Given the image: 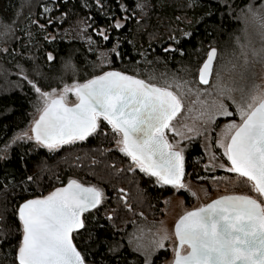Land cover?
Here are the masks:
<instances>
[{
  "label": "snow or ice",
  "instance_id": "1",
  "mask_svg": "<svg viewBox=\"0 0 264 264\" xmlns=\"http://www.w3.org/2000/svg\"><path fill=\"white\" fill-rule=\"evenodd\" d=\"M95 2L105 7L101 0ZM145 7V0H134L127 6L118 4L121 13H128L125 19L130 21L136 18L137 9L143 13ZM226 7L229 12L232 10L230 3H226ZM241 17L246 21L251 18L264 40V4L255 8L250 3L246 10L241 9ZM112 19L115 22L109 24V28L125 27L121 20L114 16ZM29 22L44 30V25L38 21ZM47 23L51 24L52 19ZM0 28L3 29L0 35L15 33L11 21L0 23ZM20 31L24 33L25 28ZM183 35L190 36V33ZM27 36L31 42V31ZM99 38L109 40L104 31H99ZM87 39L91 45V37ZM121 42V37L116 36L111 48L114 57H121L118 50ZM19 44L24 51L16 53L15 48H5L3 54L13 59L17 55L26 58L28 49L24 41L20 40ZM217 52L213 46L206 50L202 63L198 61L192 69L186 67L183 71L190 78H181L176 85L177 91L167 82L163 86L152 82L157 78L155 74L142 78L135 67L101 68L98 74H91L82 82L61 81V88L49 84L45 90V81L29 79L23 66L17 63L19 75L37 96L38 118L31 122V135L28 131H20L0 148V153H5L12 144L30 143L29 152L43 149L48 154H59L89 138L102 140L113 145L109 151H117L128 159L127 166L117 171L132 173L138 170L156 185L187 190L195 196L183 180L185 152L194 141L203 139L217 146L216 151H211L209 143L205 144L209 154L205 168L226 169L236 174L250 184L249 191L254 195H221L210 203L185 211L175 223L171 249L168 248L167 231L157 230L147 244L130 238L129 243L136 239V248L130 255H138V264H156V254L161 250L172 252L168 264H264V82L256 83L255 70L257 65L264 70V44L256 48L237 37L236 47L221 53L218 61ZM101 55L102 63L109 66L106 55ZM45 59L52 61V53L48 52ZM214 61H217L215 68ZM71 66L69 59L64 67ZM96 67L93 66L94 73ZM210 78L212 84L208 88L200 86L209 85ZM185 94L195 96L201 108L191 123L180 124L178 130L177 123L181 119L189 121L193 111L185 106ZM69 95H74L75 102H68ZM217 118H225L227 122L221 125ZM216 128L220 132L213 137ZM0 159H7V156L0 154ZM91 162L96 163L95 156ZM26 179L31 182L34 178L28 176ZM196 179L201 177L197 175ZM5 187L0 184V189ZM107 203L104 188L85 185L77 179H68L66 185L56 187L47 195L17 202L13 213L19 239L10 253L13 264H87V253L82 255L73 242L82 235V229L88 232L93 243H108V251L117 256L119 264V257L123 256L120 241L94 238L92 230L86 227V222L93 220L99 226L96 213ZM124 207L131 210L126 202ZM107 219L112 220V215ZM124 260L127 264V257Z\"/></svg>",
  "mask_w": 264,
  "mask_h": 264
},
{
  "label": "trees",
  "instance_id": "2",
  "mask_svg": "<svg viewBox=\"0 0 264 264\" xmlns=\"http://www.w3.org/2000/svg\"><path fill=\"white\" fill-rule=\"evenodd\" d=\"M25 2L26 0H0V21L12 22ZM133 2L134 0H101V4L105 5L103 8L97 6L95 0L42 2L38 5V15H46L43 8L49 7L54 22L50 25L48 20L39 19V24L44 25V30H41L30 23L32 19L28 17L26 24L19 28L20 39L9 49L15 48L16 53L24 51L19 44L23 40L28 49L26 58L17 55L13 59L3 55L2 59L12 68H16L17 63L22 65L30 79L45 81L44 88H48L49 84L52 87H62L61 81L82 82L83 79L90 78L91 74H98L101 68L106 70L108 67L116 70L135 67L142 78H147L152 73L188 77L183 70L186 67L192 69L197 66L198 61L202 62L206 50L213 46L225 50L229 40L239 35L240 25L235 10L248 4V0H195V3L193 0H145L143 13L137 9L136 18L130 21L125 19L128 13H121L118 4L127 6ZM226 3L231 4L230 12ZM113 16L124 21L125 27L119 30L109 28L108 25L115 22ZM97 26L99 30L105 28L110 31L109 40L102 42L96 35L92 36V31ZM21 28H25L24 33H21ZM28 31L32 34L31 42L28 40ZM185 32L190 33V36H184ZM47 33L55 34V39L47 38ZM116 36L122 39L118 49L121 57L111 55L108 59L109 66L106 67L100 63V50H111ZM88 37H91V45ZM125 38L127 42H124ZM168 47H172L173 51L165 52ZM177 49H182L183 52ZM48 52L53 55L52 61L45 59ZM69 59L72 66L65 68ZM94 65L97 66L95 73ZM35 72H39L40 76ZM34 101V93L27 84L11 94L0 95V148L28 126ZM111 145L106 141L89 138L70 151L48 154L43 149L29 152L32 147L30 143H16L5 153H0L7 156V159H0V184L6 185L0 189V264H13L10 253L19 239L17 220L13 213L17 202H22L24 198L46 195L56 187L66 185L68 179H81L85 183H94L104 188L109 202L96 213L99 226L93 220L91 223L86 222V227L92 230L94 238L120 241L123 256L119 257V264H125L124 257H127V264H138V255H130L134 251L125 242L123 229L133 216L141 212L151 219L161 216L162 198L172 191L154 186L142 174L117 171L124 168L121 164L122 155L109 151ZM202 155L200 145L194 144L190 148L188 162L193 164V160ZM93 156L95 164L91 162ZM77 157L81 159L77 160ZM113 164L115 168L112 167ZM194 167L196 166L193 165ZM28 176H32L33 181H27ZM57 176L59 180L56 179ZM119 189L124 190L122 193L125 192L128 197L127 204L131 206V210L124 207ZM186 200L188 203L189 198ZM110 208L112 212H108ZM109 214L112 215V220L107 219ZM81 232L82 235L74 238L73 242L82 255L87 253V264H117L118 258L108 251V243H93L88 232L83 229ZM164 255V252L157 255L156 264H161Z\"/></svg>",
  "mask_w": 264,
  "mask_h": 264
},
{
  "label": "rangeland",
  "instance_id": "3",
  "mask_svg": "<svg viewBox=\"0 0 264 264\" xmlns=\"http://www.w3.org/2000/svg\"><path fill=\"white\" fill-rule=\"evenodd\" d=\"M42 2L44 4H47L48 0H26L23 7L20 8V10L18 11L15 19L12 21L15 27V33L9 34V35H0V95L11 94L17 90L22 89V87L26 85L22 77L19 75V70L17 68H12L11 66L4 63L2 59L4 55L3 50L5 48L10 49L13 46V44L18 42V40L21 37L19 28L22 25L26 24V20L28 17H31L32 21H38V23H40L39 19L42 21L43 19L48 20L51 17L50 16L51 8L49 7L43 8V11L45 12L44 14L46 15L44 16L41 15V17L38 15V10H39L38 5ZM250 3L253 5V7L259 8L261 4H264V0H248L247 5H249ZM246 6L235 10L236 19L240 25V32L237 37L240 38L241 42H244L245 40H247L251 43L253 47L259 48L262 44H264V40L261 39L258 25L251 18H249L246 21L244 18L241 17V9L246 10ZM53 22L54 21L52 18V23ZM121 22L124 24V21H121ZM0 23H4V22L0 21ZM2 31L3 29L0 28V32ZM99 31H104L105 34H107L108 36L110 35V31L105 28L100 29V30L94 29L92 31V36L96 35L99 40L104 42V40L99 38ZM76 32H79V30H77ZM49 34L47 33L46 35L47 38H49L50 40L55 39V34L53 33H49ZM237 37L229 40L228 42L229 44L225 50H220L217 48L218 50L217 61L219 60L221 53L229 52L236 47ZM95 38L96 37H94V39ZM168 49L170 51H173L172 47H168ZM100 51H101L100 52V63L103 64L102 63L103 57L101 54H105L108 60L110 56L112 55V52L109 49H101ZM204 59H206V56ZM217 61L215 62V65ZM255 70L257 72L256 83L259 84L261 82H264V70H262L259 65L256 66ZM25 73L28 75L26 71ZM150 75H153V73ZM155 75L157 78L156 80L152 82H155L160 86H163L167 82V84H169L172 90L174 91L178 90L176 85L181 80V78L183 79L190 78L188 75H186L188 77H184V75L180 77H171L168 75L158 74V73ZM211 84H212V79H211L209 86ZM209 86L207 87L201 86V87L208 88ZM56 88L59 89L61 87H56ZM45 90H48V88H45ZM34 96H35V101L33 102L31 121L28 124V126L25 129H23L25 131H28L30 135H31V131H30L31 122L34 119L38 118V113L35 110L36 107L38 106V101H37V96L35 94ZM67 99L69 103L75 102L74 95H69ZM200 99H205V98L200 97ZM185 106L186 108L191 107L193 111L189 114V117H190L189 121H184L183 119H181L179 123H177L178 130H180V124L185 123V122L191 123L192 120L195 119L197 112L201 108V105L197 101V98L195 96H191L188 94H185ZM235 118L237 120L239 119L238 116ZM217 120H218V123H220L221 125L227 122L225 118H217ZM219 132H220V129L216 128L215 131L212 133L213 137ZM169 139L170 140L173 139L171 133H169ZM78 143H82V142H78ZM184 143H187V141H184ZM206 143H209V142L204 141L203 139L199 140L198 142L194 141L191 146H193L194 144H199L202 149L203 155L197 160H193V164L189 163L188 160L185 163V176L183 180L189 186V188L191 189V192L195 193L196 195L192 196L187 190H179V189L172 190L170 188L172 193L166 197H163L161 201L162 202L161 211H160L162 212L161 216L158 215L157 218L151 219L145 214H143V216L139 214L137 216H133L131 218V221L127 222L128 225H125L126 227H124L123 229L125 231V242L133 251L136 248V239H139L143 243L147 244L152 238V236L157 232V230L167 231L169 238H170L169 242H167L168 248L171 249L172 241L175 239L174 238L175 223L179 219V216L183 215L185 211H190L193 208H197V207L202 206L203 204L210 203L213 199H217L221 195H229V194H252L254 195L253 192L249 191L250 184L243 182V180L241 178H238L236 174H231L227 172L226 169L220 170V169H206L205 168V165L208 163V159H209V154L208 152L205 151V147H204ZM191 146L186 150L185 156L187 152H189ZM209 147L211 151H216V147H217L216 145H212L209 143ZM110 148L112 149L113 145H111ZM113 152L119 155H122L121 164H122V167L124 166L125 168L127 166L128 160L124 159L125 157L123 156V154L117 151H113ZM193 165L196 166L197 168L196 167L193 168ZM132 173L139 175L138 170ZM197 175H199L201 179L197 180L196 179ZM77 180H79L81 183H84L85 185H94V186L101 187L100 185H97L94 183H85L81 179H77ZM153 185L157 186L158 188L160 187L168 188V186L165 187L162 185H156L154 183ZM124 193L120 192V198L123 204H125V202L127 203L128 201L127 199L128 197H126ZM105 195L109 202V196L107 195L106 191H105ZM187 197L189 198L188 203L186 200ZM106 205H108V203ZM108 212H112L111 208L110 210H108ZM113 212L115 213L114 210ZM132 237H135L136 239H133L132 243H129V240ZM160 252H164L165 254L163 256L161 264H168V262L171 261L173 257L172 252L170 250L169 251L161 250L156 255H158Z\"/></svg>",
  "mask_w": 264,
  "mask_h": 264
},
{
  "label": "flooded vegetation",
  "instance_id": "4",
  "mask_svg": "<svg viewBox=\"0 0 264 264\" xmlns=\"http://www.w3.org/2000/svg\"><path fill=\"white\" fill-rule=\"evenodd\" d=\"M192 147V146H191ZM190 151V150H189ZM188 154H189V152H187V154H186V156H185V163H186V161L188 160ZM127 159V158H126ZM139 174H142V173H139ZM142 175H144V174H142ZM145 176V175H144ZM161 188V187H160ZM168 188L170 189L171 188V186H168ZM168 196V195H167Z\"/></svg>",
  "mask_w": 264,
  "mask_h": 264
},
{
  "label": "water",
  "instance_id": "5",
  "mask_svg": "<svg viewBox=\"0 0 264 264\" xmlns=\"http://www.w3.org/2000/svg\"><path fill=\"white\" fill-rule=\"evenodd\" d=\"M215 62H216V61L213 62V63H214V66H215ZM210 82H211V78L209 79V84H210ZM201 86H203V87H207V86H209V85H203V84H201Z\"/></svg>",
  "mask_w": 264,
  "mask_h": 264
}]
</instances>
